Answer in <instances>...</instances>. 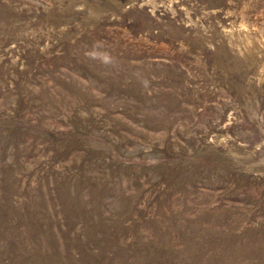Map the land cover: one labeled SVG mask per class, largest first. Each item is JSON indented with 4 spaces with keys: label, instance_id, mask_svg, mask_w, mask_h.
<instances>
[{
    "label": "rangeland",
    "instance_id": "374dc122",
    "mask_svg": "<svg viewBox=\"0 0 264 264\" xmlns=\"http://www.w3.org/2000/svg\"><path fill=\"white\" fill-rule=\"evenodd\" d=\"M0 264H264V0H0Z\"/></svg>",
    "mask_w": 264,
    "mask_h": 264
}]
</instances>
